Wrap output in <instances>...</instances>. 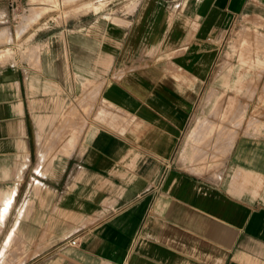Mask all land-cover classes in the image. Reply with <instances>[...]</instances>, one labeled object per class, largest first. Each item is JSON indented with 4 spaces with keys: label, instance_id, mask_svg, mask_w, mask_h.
I'll return each mask as SVG.
<instances>
[{
    "label": "crops",
    "instance_id": "crops-1",
    "mask_svg": "<svg viewBox=\"0 0 264 264\" xmlns=\"http://www.w3.org/2000/svg\"><path fill=\"white\" fill-rule=\"evenodd\" d=\"M13 1L0 0V24ZM47 1L30 0L29 20L41 15L19 39L37 55L0 59V264H264V135L236 139L220 182L174 157L189 145L201 158L213 130L195 121L181 147L183 130L230 21L254 0H73L84 12L59 22ZM79 25L104 29L69 34ZM87 100L104 103L99 120Z\"/></svg>",
    "mask_w": 264,
    "mask_h": 264
},
{
    "label": "rangeland",
    "instance_id": "rangeland-1",
    "mask_svg": "<svg viewBox=\"0 0 264 264\" xmlns=\"http://www.w3.org/2000/svg\"><path fill=\"white\" fill-rule=\"evenodd\" d=\"M68 1L73 0L47 1L52 7L47 6L46 10L52 11L50 16L54 18L55 22L84 12L75 9L74 4L68 3ZM89 1L91 5L80 7L82 8L81 10H84V8L89 10L104 9L108 8L109 5L118 4L122 0ZM94 1L95 3H93ZM13 2L17 3V8L14 6L13 9H8L7 14H4L3 20H5L6 25H9L6 29L5 39L9 43L0 46V59L8 58V56L12 57L14 53L22 58L35 57L37 52H39V48L31 46L34 44L28 43L27 38L20 41L19 39L24 31H28L29 23L36 20L41 14L30 21V16L28 15L33 9L30 0ZM94 4L95 7L93 6ZM28 20L29 23L26 26ZM5 24H0V27ZM93 27L92 25L86 27L79 25L69 26L68 28L70 29L69 34L76 35V30H83L85 35H102L103 27ZM10 29L15 31V42H11ZM59 29L60 27L50 28L53 32ZM243 35L245 36L243 37ZM258 36L261 39L264 38V0H254L252 10L247 14L239 15L234 21H230L203 87L197 94V100L191 110L188 123L183 130L181 147L184 143L185 134L195 121L200 120L198 123L200 129L205 128V125H207L213 131L209 134H203L197 142L201 148V158L199 156L190 158L191 150L189 145H185L182 155L176 151L175 160L184 170V173L214 182L226 180L227 176L223 170L225 167L224 161L231 152L236 139L242 136L264 135V42ZM240 37L243 39L241 40ZM1 42L5 41L1 40ZM2 47H5V49L1 50ZM88 47L91 50L92 43L88 44ZM91 84L92 82H87L85 88L87 89ZM82 95L83 92L70 94L68 105L76 103L77 99L82 97ZM90 103L87 100L85 106ZM102 107H104L103 102L97 103L93 101L91 103L88 113L89 121L92 119L99 120L96 112ZM105 109L120 116L118 118L122 120L120 122L121 126H116L115 128L119 129L121 127L120 129H123L124 118L122 112ZM220 116H224L226 119L220 121ZM76 118H78V115H75L74 119ZM205 121L210 123L207 124ZM215 131L222 132V135H216ZM223 131L230 136L234 135L229 148H227V138ZM62 136L54 143L55 147L62 140ZM47 140L48 138H45L44 141ZM50 150H53V153L56 152L54 147H51ZM49 155L53 156V154Z\"/></svg>",
    "mask_w": 264,
    "mask_h": 264
},
{
    "label": "built area",
    "instance_id": "built-area-1",
    "mask_svg": "<svg viewBox=\"0 0 264 264\" xmlns=\"http://www.w3.org/2000/svg\"><path fill=\"white\" fill-rule=\"evenodd\" d=\"M68 243L70 245H75V243H76L75 238L68 240Z\"/></svg>",
    "mask_w": 264,
    "mask_h": 264
},
{
    "label": "bare ground",
    "instance_id": "bare-ground-1",
    "mask_svg": "<svg viewBox=\"0 0 264 264\" xmlns=\"http://www.w3.org/2000/svg\"><path fill=\"white\" fill-rule=\"evenodd\" d=\"M86 6H87V5H86ZM84 7H85V6H84ZM87 7H88V6H87ZM86 10H87V9H86ZM86 10H85V11H86ZM260 23H261V22H260ZM241 32H242V31H241ZM242 34H243V33H242ZM254 34H255V33H254ZM240 35H241V34H240ZM244 36H245V35H243V37H244ZM246 37H247V36H246ZM249 37H250V36H249ZM258 37L260 38V36H258ZM258 37H257V38H258ZM240 38H241V37H240ZM242 39H243V38H241V40H242ZM246 39H247V38H246ZM248 39H249V38H248ZM260 39H261V38H260ZM260 39H259V40H260ZM262 39H264V38H262ZM262 39H261V41L264 42V40H262ZM244 41H245V40H244ZM255 41H256V40H255ZM256 43H257V41H256ZM246 46H247V45H246ZM225 113H226V112H225Z\"/></svg>",
    "mask_w": 264,
    "mask_h": 264
}]
</instances>
